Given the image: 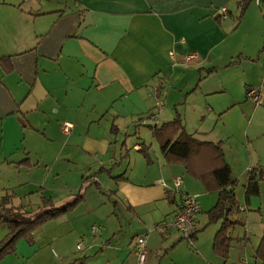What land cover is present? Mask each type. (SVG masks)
<instances>
[{
  "label": "crops",
  "instance_id": "obj_1",
  "mask_svg": "<svg viewBox=\"0 0 264 264\" xmlns=\"http://www.w3.org/2000/svg\"><path fill=\"white\" fill-rule=\"evenodd\" d=\"M247 1L0 0V212L5 196L31 214L43 198L63 207L83 195L0 264H137L143 235L146 264H263L264 187L247 199L244 186L264 166V0ZM160 79L158 126L178 112L194 137L222 142L237 181L227 259L214 251L222 222L208 223L219 192L168 163L146 122ZM185 194L201 205L193 243L165 226Z\"/></svg>",
  "mask_w": 264,
  "mask_h": 264
},
{
  "label": "trees",
  "instance_id": "obj_2",
  "mask_svg": "<svg viewBox=\"0 0 264 264\" xmlns=\"http://www.w3.org/2000/svg\"><path fill=\"white\" fill-rule=\"evenodd\" d=\"M250 1L252 0L247 2ZM242 7L244 12L247 4H243ZM5 68L10 71L11 64ZM152 130L168 163L184 164L187 172L199 179L207 191L219 192L218 201L208 212V216L209 222L222 221L214 239V251L227 259L232 243L230 231L240 222L235 217L240 210V204L235 196L238 184L233 180L232 169L226 160L222 142L202 141L194 137L184 127L182 116L178 112L172 121L153 126ZM261 184L264 187V166L253 168L249 172L244 186L246 198L261 194ZM96 185L100 187L99 183ZM81 201H83L82 194L78 195L74 202L56 207L51 198H43V210L31 215L22 207H7L8 196H5L3 210L0 212V226L6 225L9 232L0 241V262L16 251L20 239H31L38 227L72 211ZM256 258L264 264V235L256 249Z\"/></svg>",
  "mask_w": 264,
  "mask_h": 264
},
{
  "label": "built area",
  "instance_id": "obj_3",
  "mask_svg": "<svg viewBox=\"0 0 264 264\" xmlns=\"http://www.w3.org/2000/svg\"><path fill=\"white\" fill-rule=\"evenodd\" d=\"M257 4H261V0H254ZM227 16V8L221 9V17L225 18ZM193 55L192 57H194ZM165 85L164 80H157L154 85L155 88V96L157 98V111L150 115L147 118V123L152 124L154 126L158 125L160 122V114L164 108V96L162 93V88ZM248 98L251 99L255 104H261L263 102V95L259 90L253 89L248 92ZM73 126L72 123L65 122L64 128L65 131H69V129ZM161 184L164 186H168V184L164 180H159ZM183 183L182 177H177L174 180L175 187H180ZM201 205L199 202V197L197 194H185L183 197V205L182 209L179 213H177L171 221H168L165 226L168 228H176L179 230L183 237L187 239L190 243H193V235L195 232V216L200 211ZM93 232H101L102 227L98 225H94L92 227ZM78 249H82V242H79L77 245ZM136 255L138 256L137 264H146L148 250H147V236L143 235L137 238L136 243Z\"/></svg>",
  "mask_w": 264,
  "mask_h": 264
},
{
  "label": "rangeland",
  "instance_id": "obj_4",
  "mask_svg": "<svg viewBox=\"0 0 264 264\" xmlns=\"http://www.w3.org/2000/svg\"><path fill=\"white\" fill-rule=\"evenodd\" d=\"M162 120V117H160V121ZM150 130V129H149ZM151 132V131H150ZM3 177L4 176H1V174H0V180H1V178L3 179ZM32 177V179H31V181H32V184H35L36 186H37V188H38V190H41V180H42V178H43V181L45 180V171H44V166H43V176H31ZM28 184L27 183H22V181H17V180H14L13 181V187L15 188V189H19L20 187H23L21 190L22 191H24L25 190V188H26V186H27ZM33 208L34 209H36V206H33ZM3 209V208H2ZM36 211V210H35ZM36 212H31V215H33V214H35ZM221 221V220H220ZM219 222V221H218ZM218 222H208L210 225H212V224H215V223H218ZM222 222V221H221ZM222 224V223H221ZM3 226V227H2ZM1 227H0V239H1V237H3V235H5V233H7V232H9V229H8V227L6 226V225H2ZM42 226V225H41ZM221 227V226H220ZM172 229H174V231H175V228H172ZM5 230V231H4ZM168 230H170V229H168ZM177 230V229H176ZM179 231V230H178ZM180 232V231H179ZM182 235V234H181ZM183 236V235H182ZM4 239V238H3ZM185 240H187V239H185Z\"/></svg>",
  "mask_w": 264,
  "mask_h": 264
}]
</instances>
